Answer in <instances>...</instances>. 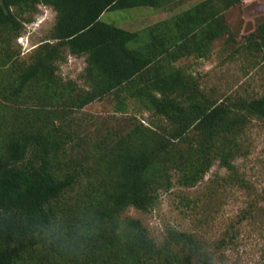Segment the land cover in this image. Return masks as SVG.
I'll return each instance as SVG.
<instances>
[{
	"label": "trees",
	"instance_id": "obj_1",
	"mask_svg": "<svg viewBox=\"0 0 264 264\" xmlns=\"http://www.w3.org/2000/svg\"><path fill=\"white\" fill-rule=\"evenodd\" d=\"M179 1L0 0V59L10 64L0 83V264H23L29 247L63 223L94 226L104 240L107 255L87 264H226L194 234L171 228L158 242L141 222L123 227L120 220L127 207L155 208L175 185L197 186L215 161L228 171L225 180L249 187L235 162L244 156L247 125L264 122V94L217 99L199 76L176 65L208 58L219 39L234 42L226 12L246 0H204L136 32L101 20L107 11ZM40 5L56 12L54 28L31 60H20L10 43ZM237 53L264 67V15ZM68 56L84 58L85 87L58 73ZM106 97L118 99L119 110L132 100L153 119L132 121L128 132L101 140L86 158L73 155L75 112ZM85 182L98 184L95 200L84 194L85 204L69 209L70 194ZM259 202L240 223L254 220Z\"/></svg>",
	"mask_w": 264,
	"mask_h": 264
},
{
	"label": "rangeland",
	"instance_id": "obj_2",
	"mask_svg": "<svg viewBox=\"0 0 264 264\" xmlns=\"http://www.w3.org/2000/svg\"><path fill=\"white\" fill-rule=\"evenodd\" d=\"M204 0H181L163 8L135 7L131 9L105 12L101 20L128 31H141L161 21L172 18ZM264 15V0H246L226 12L227 22L234 34V42L219 39L212 45L208 58L189 57L177 62L199 76L203 87L214 93L217 99L230 95L259 97L264 94V67L245 59L237 53L244 41V35L254 26L255 19ZM56 22V12L48 6L40 5L32 22L25 23L19 37L10 43V52L20 60L29 61L37 47L48 39ZM2 46V44H0ZM4 52V48L0 50ZM234 57H232V55ZM2 58H4L2 56ZM10 64L0 59V83ZM86 67L84 58L68 56L59 65L58 73L66 80H73L85 87L82 77ZM117 100L106 97L75 112L72 120L73 131L79 138L75 141L73 155L86 158L93 154L101 140L110 136L123 135L131 129V122L152 120V115L144 110H136L137 104L128 101L127 110H119ZM244 156L235 162L239 174L249 183L242 187L239 183H229L228 171L219 161H215L205 178L193 188L178 185L160 195L158 204L148 212L135 207H127L120 213L122 226L127 221L141 222L158 242L164 240L169 229L185 231L206 240L218 259L226 264H264V122L253 119L241 137ZM98 184L85 182L68 198L69 209H77L85 202L82 197L95 200ZM260 200L254 220L240 215L250 208V204ZM262 210L258 211V209ZM70 212L69 210H67ZM67 216L71 218V216ZM63 223L53 231L38 238L29 247L23 264H87L101 260L104 255L100 246L104 240L91 226L77 230ZM77 230V231H76ZM90 231V232H88ZM88 234L93 236L88 240ZM97 236L100 240L97 241ZM222 240L224 243H222ZM223 262V263H224Z\"/></svg>",
	"mask_w": 264,
	"mask_h": 264
}]
</instances>
